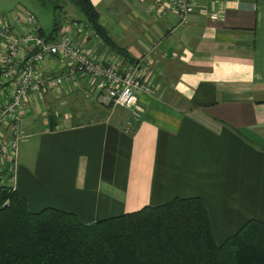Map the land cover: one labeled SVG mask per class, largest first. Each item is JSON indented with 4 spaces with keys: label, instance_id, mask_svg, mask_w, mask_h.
I'll use <instances>...</instances> for the list:
<instances>
[{
    "label": "crops",
    "instance_id": "crops-1",
    "mask_svg": "<svg viewBox=\"0 0 264 264\" xmlns=\"http://www.w3.org/2000/svg\"><path fill=\"white\" fill-rule=\"evenodd\" d=\"M90 1L125 56L89 31L76 41L103 62L138 64L154 93L96 110L100 90L78 75L30 94L13 185L28 210L91 223L200 196L217 245L249 219L264 222V0H191L184 22L165 9L171 0ZM72 21L89 25L65 19L54 38ZM64 67L54 58L42 71ZM10 185L0 167V186Z\"/></svg>",
    "mask_w": 264,
    "mask_h": 264
},
{
    "label": "trees",
    "instance_id": "trees-1",
    "mask_svg": "<svg viewBox=\"0 0 264 264\" xmlns=\"http://www.w3.org/2000/svg\"><path fill=\"white\" fill-rule=\"evenodd\" d=\"M70 1L96 36L125 56L91 1ZM0 264H264V222L249 219L217 245L200 196L83 223L50 207L32 213L17 190L0 186Z\"/></svg>",
    "mask_w": 264,
    "mask_h": 264
},
{
    "label": "built area",
    "instance_id": "built-area-1",
    "mask_svg": "<svg viewBox=\"0 0 264 264\" xmlns=\"http://www.w3.org/2000/svg\"><path fill=\"white\" fill-rule=\"evenodd\" d=\"M186 21L193 12L191 0H171L166 6ZM13 21H0V42L4 50L0 58V167L9 174L14 185L21 140L20 122L26 111L30 94L44 93L78 75L91 79L100 90L102 105L129 107L140 94H153L154 90L142 77L138 64L128 66L103 62L93 58L76 41V33L93 29L83 21L70 22V29L48 40L40 34L35 15L26 10L16 13ZM211 19H222L220 14H210ZM57 58L64 64L62 72L46 74L45 63ZM132 114L138 115L132 107Z\"/></svg>",
    "mask_w": 264,
    "mask_h": 264
},
{
    "label": "rangeland",
    "instance_id": "rangeland-1",
    "mask_svg": "<svg viewBox=\"0 0 264 264\" xmlns=\"http://www.w3.org/2000/svg\"><path fill=\"white\" fill-rule=\"evenodd\" d=\"M22 10L32 12L46 34L51 32L54 20L60 23L68 18H83L79 8L70 0H0V17L2 20H8ZM95 103L92 107L96 110L113 107L111 104L104 106L98 102ZM89 109L92 110L91 107ZM96 117L98 118L99 115Z\"/></svg>",
    "mask_w": 264,
    "mask_h": 264
}]
</instances>
